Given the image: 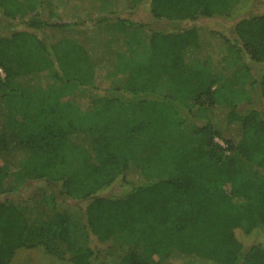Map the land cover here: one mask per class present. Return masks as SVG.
Here are the masks:
<instances>
[{
    "label": "trees",
    "instance_id": "16d2710c",
    "mask_svg": "<svg viewBox=\"0 0 264 264\" xmlns=\"http://www.w3.org/2000/svg\"><path fill=\"white\" fill-rule=\"evenodd\" d=\"M81 1L146 6L152 21L189 25L150 29L135 61L120 44L144 25L114 10L87 25L40 17L51 0H0V18L18 27L0 36V264L39 245L67 250L72 264H264V247L244 249L236 235L264 226V11L234 21L229 36L196 21L227 20L242 0ZM242 59L257 75L244 64L220 81ZM99 64L124 74L105 100L133 105L135 116L91 126L89 113L46 87L87 91ZM163 80L175 94L162 92ZM216 106L225 115L213 120ZM116 181L121 194L96 195ZM27 182L48 192V221L13 200ZM68 201L83 207L60 208ZM78 231L111 244L92 247Z\"/></svg>",
    "mask_w": 264,
    "mask_h": 264
},
{
    "label": "rangeland",
    "instance_id": "374dc122",
    "mask_svg": "<svg viewBox=\"0 0 264 264\" xmlns=\"http://www.w3.org/2000/svg\"><path fill=\"white\" fill-rule=\"evenodd\" d=\"M79 1L51 0L50 10L52 12H49V8L44 6L45 8L40 11V17L48 20L51 16L50 19L60 17L66 21H85L88 25L91 22L90 18H99L103 15L108 16L106 13H110L109 11L114 10V15L118 14V16L122 18L131 19L138 25H144L143 27L137 25L138 27H141L140 33L138 32V34L133 32L132 27L127 29L123 38L124 40L127 39L128 43L122 40V43L120 44V52L126 56L133 55L135 61L140 60L145 53L150 29L169 32L189 25L188 22L178 24L166 19L152 21L146 6L138 7L134 10L118 11L115 5L100 2L90 4ZM262 11H264V0H242L234 11L232 17L227 20L219 18H202L196 22L206 29L221 30L226 35L230 36L232 35V24L234 21L241 17L254 15ZM17 28L18 27H11L10 22L0 18V36H8ZM244 64H249L248 66L252 68L251 71L253 76L257 75V70H254L256 68L249 63L248 60L242 59L231 63V66L224 65L218 76L220 81L230 79V73H232L233 70L240 71V67H243ZM196 65H198V63H190L189 68L195 67ZM123 77L124 74L119 67L113 68L109 65L99 64L93 67V79L91 85L87 87V91L79 90L75 86L67 87L59 81L52 82L51 80H46V87L53 86L56 92L62 94L63 97H61V101H71L74 106L78 105L79 108L83 110V113L85 112L91 115V119L93 120L91 126H99V121L102 119L108 118L111 121L121 123L127 114L131 116H135L136 114L133 105L122 104L116 101L109 103L105 100V97L111 93L112 89L121 85ZM235 81L237 82V80ZM160 89L167 94H175L173 87H171V85L165 80H163L160 85ZM114 94L120 93L115 92ZM123 99L127 101L128 97L124 95ZM207 114L211 119L218 120L224 117L225 108L216 106L210 109ZM98 118L100 119L98 120ZM226 137L227 134L224 133L221 138H216V141L220 145H223V139ZM21 190L23 191L17 196H12L15 203H18V205L26 211L31 220L42 222L48 221L52 214V209L47 201L48 192L43 190L38 183L35 184L34 182L25 183ZM123 190L124 188L120 185V181H116L111 186L100 190L96 195H118L121 194ZM65 207H69L70 212L75 214L78 209L83 207V202L68 201L66 205H60V208ZM80 213L82 214L81 211ZM73 219L75 221V218ZM236 235L243 244L244 249L249 248L251 245H260L264 247V226H259L257 230L249 234L236 230ZM73 237L80 242L87 241L92 247H105L111 244L110 241L100 242L93 236L86 237V235L80 231L74 233ZM54 247L62 248L61 242L57 243V245L54 244ZM69 256L70 253L67 250H63V256L60 257L53 252L50 253L46 251L43 246L39 245L33 248L17 249L9 264H72Z\"/></svg>",
    "mask_w": 264,
    "mask_h": 264
},
{
    "label": "built area",
    "instance_id": "2783aa9c",
    "mask_svg": "<svg viewBox=\"0 0 264 264\" xmlns=\"http://www.w3.org/2000/svg\"><path fill=\"white\" fill-rule=\"evenodd\" d=\"M0 73H1V70H0Z\"/></svg>",
    "mask_w": 264,
    "mask_h": 264
}]
</instances>
